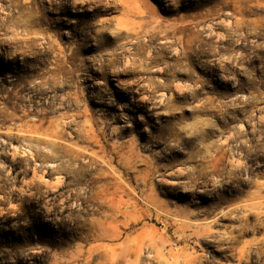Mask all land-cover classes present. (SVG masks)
Here are the masks:
<instances>
[{"label": "rangeland", "instance_id": "374dc122", "mask_svg": "<svg viewBox=\"0 0 264 264\" xmlns=\"http://www.w3.org/2000/svg\"><path fill=\"white\" fill-rule=\"evenodd\" d=\"M0 264H264V0H0Z\"/></svg>", "mask_w": 264, "mask_h": 264}]
</instances>
